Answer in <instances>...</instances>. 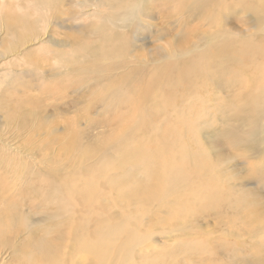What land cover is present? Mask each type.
<instances>
[{
	"label": "rangeland",
	"instance_id": "374dc122",
	"mask_svg": "<svg viewBox=\"0 0 264 264\" xmlns=\"http://www.w3.org/2000/svg\"><path fill=\"white\" fill-rule=\"evenodd\" d=\"M0 224V264H264V0H0Z\"/></svg>",
	"mask_w": 264,
	"mask_h": 264
},
{
	"label": "bare ground",
	"instance_id": "6f19581e",
	"mask_svg": "<svg viewBox=\"0 0 264 264\" xmlns=\"http://www.w3.org/2000/svg\"><path fill=\"white\" fill-rule=\"evenodd\" d=\"M3 19L2 21L6 23L9 29L14 28L13 25L16 24L15 21H18V19L13 20V15L6 13L4 16H2ZM153 167V166H152ZM194 176V167H186V165H179V166H173L166 174V178L170 180L171 182H175L177 184L180 183H186L187 180H189L191 177ZM92 196V191H89L88 197L90 198ZM77 202L72 199L71 197L65 198L60 204H57L58 206H63V210L67 211L68 213L72 214L73 211L75 210L74 205L76 206ZM92 224L94 226L93 234L86 230V227ZM0 224V241L4 237V231L6 228L4 227L5 225ZM113 225L111 224L110 220L104 218L102 216V212H99L97 210H93L92 214H88L86 219L83 221L82 224V232L80 234L82 235L81 237H78L79 240V248L82 251H87L89 245L87 246V243H90L91 241H95L98 238L95 237L97 234L98 230H108L110 227ZM4 230V231H3ZM196 248V247H195ZM213 254V253H212ZM211 254V255H212Z\"/></svg>",
	"mask_w": 264,
	"mask_h": 264
}]
</instances>
